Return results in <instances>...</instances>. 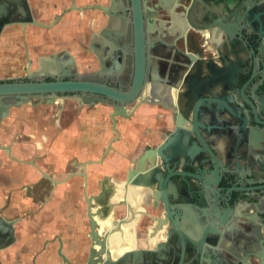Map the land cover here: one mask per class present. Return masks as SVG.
Returning a JSON list of instances; mask_svg holds the SVG:
<instances>
[{
  "label": "flooded vegetation",
  "instance_id": "1",
  "mask_svg": "<svg viewBox=\"0 0 264 264\" xmlns=\"http://www.w3.org/2000/svg\"><path fill=\"white\" fill-rule=\"evenodd\" d=\"M250 1L254 5L245 6L243 0L231 1L234 2L233 8L240 9L241 17L245 20L243 29L239 28L235 36L239 38L238 35L242 34L240 42L234 46L230 45L227 34L221 39L214 36L216 26L209 30L186 29L181 8L176 9V14H169L166 9L160 12L156 20L161 31H157L155 36H145L147 64L150 68L147 70L145 88L134 102L125 105L130 117H117L116 125L111 118L114 111L112 106L103 103L102 97L92 100L94 98H86L84 94H61L54 104L41 100V96H31L27 104L11 108L8 117L1 123L0 144L6 150L0 151L7 158L9 167L18 165L34 169L40 174V180L29 181L23 175L15 177L6 163L0 168L5 189L0 217L4 220L2 226L6 230L0 237V252L19 241L20 227L34 222L39 210L46 211L51 204H56L55 190L65 186L71 201L67 203V215L62 220L70 224L82 220L83 229H86L80 240L87 247L85 252L77 254L78 264L88 261L93 239L92 222L97 226L99 240L115 230L116 235L112 240L114 244L116 241L122 246L119 249L116 243L111 252L119 257L129 251L127 241L134 244L136 241L152 243L150 229L157 219L163 223L157 239L162 237L166 242L171 231V239L175 243L173 247L177 257L184 260L183 264H264V159L260 154L250 153L244 142L238 160H233L234 164L230 163L231 160L222 159L227 171L218 180L212 170L211 156L198 137L199 134L206 145L214 149L216 130L213 127L194 126L191 114V121L184 125L186 132H178L176 126V120L182 118L180 110L185 111L184 94L189 87H200L202 91L197 99L195 96L190 98L194 108L199 105L202 110L209 106L213 108L217 104L215 98L241 97L243 92L244 95L254 94L264 106V0ZM70 9L68 13L71 14L76 7ZM81 9L87 15L94 13L95 16L92 15L90 28L83 39L73 40L69 45L70 48H77L79 53H73L70 48H61L59 42L64 38L57 34L55 43L58 50L55 52L32 58L24 50L28 58L27 68L39 71L36 78L39 81H84L128 90L137 64L131 0H93ZM65 17L58 16L51 28L60 26ZM97 22L101 27L98 30L91 28ZM196 23L208 24L204 19ZM177 26L179 29H176ZM151 52H154L152 57ZM193 56L205 60L210 68L214 62L217 67L228 72L230 85L226 87L233 91L224 92L217 84H200L208 76V71L202 68V75L197 78L196 61L191 58ZM185 64L189 68L183 69ZM28 79L29 76L11 81ZM2 81L9 80L0 79ZM143 98L146 102L142 101ZM12 100L6 98L2 103ZM98 107L111 110L108 119L113 139L96 158L81 160L65 170H56L55 163L41 165L39 157L25 158L22 153L18 154L15 146L24 143V127L19 125V132H14L13 127L5 126L16 110L34 114L41 110L49 112L51 123L59 126L66 115L75 124L86 123L85 111ZM144 107L156 111L154 119L158 127L153 132L156 140L148 142L138 134L136 142L132 144V155L122 156L124 162L121 166L117 164L113 172H107L106 162L112 153L117 154L114 144L122 137L119 120L128 121L130 129L134 128L133 121ZM104 119L105 116L101 115V120ZM33 122V118H30L29 124ZM220 134L225 139L235 135L230 129L221 130ZM169 139L171 145L167 148ZM161 147H164L162 155L158 154L151 158V163L148 162V174L143 178L133 175L137 172L142 155ZM194 148H200L203 152L190 155L188 152ZM8 149L17 160L10 157ZM222 151L218 150L221 158L224 155ZM92 167L98 169L94 176L90 170ZM42 185L44 194L40 201L34 193ZM23 198L27 201V211H22L20 206ZM32 206H36V209ZM138 216L139 221L135 225ZM46 218L52 221L57 219L53 215ZM9 224L11 226H7ZM39 234V230H33V236ZM128 234L132 236L127 237ZM43 239L47 246L58 244V256L62 254L66 257L62 251L64 238L61 234ZM189 261L192 262L186 263Z\"/></svg>",
  "mask_w": 264,
  "mask_h": 264
},
{
  "label": "water",
  "instance_id": "2",
  "mask_svg": "<svg viewBox=\"0 0 264 264\" xmlns=\"http://www.w3.org/2000/svg\"><path fill=\"white\" fill-rule=\"evenodd\" d=\"M7 1V2H6ZM201 0H170L169 9L173 10L177 8L182 9V15L184 26L186 29L195 28L199 30H209L213 26H216L214 30V36L218 39L224 37L227 34V39L230 41V45L234 46L237 42H240L239 38L242 37L240 33L239 38H235L238 34V29H243L245 20L241 17L240 9H234L233 3L225 5H210L202 4ZM243 0L244 5L252 6L253 1L247 2ZM255 1V0H254ZM167 10L166 6L162 4L161 0H131V14L134 21L135 29V46H136V58L137 64L135 66L134 79L131 87L128 90L122 88H115L108 84H98L84 81H63L57 80L55 82L39 81L36 78L39 76V71L29 73L28 81H2L0 82V127L2 120L7 118L9 111L12 107H20L27 104L31 96H41V100H46L49 104H54V101L59 98V95L66 93L84 94L86 98L102 97L103 103L109 104L114 109L111 118L116 125L117 117H123L128 119L130 116L125 105L134 102L145 88L147 70L149 66L147 64L146 53V41L145 36L153 35L157 31H161V26L157 24V18L159 13ZM255 9V8H254ZM235 17V18H233ZM197 19V20H196ZM204 19L206 25L197 24L196 21ZM34 16L29 6L28 0H0V40L4 30L8 26L13 25H28L36 24ZM148 26V27H147ZM163 26V25H162ZM218 26V27H217ZM175 28V27H174ZM173 28V29H174ZM176 29H179L177 26ZM173 31V30H172ZM174 30L173 32H175ZM183 31V29H180ZM172 32V33H173ZM154 52L150 53V56ZM161 58L162 55L160 54ZM196 61L197 78L202 75V68L208 71V76L201 80L200 84H217L221 86L224 92L227 90L233 91L226 86L230 85L229 73L224 69L216 66L212 62L211 68L206 65L205 60L202 58L191 57ZM209 67V68H208ZM189 68L186 64L183 69ZM208 68V69H207ZM45 71V70H44ZM202 91L200 87H189L184 94L185 111L180 110L182 118L176 120V126L178 132L182 134L186 132L184 125L191 121L189 114L192 116V123L194 126H201L216 130V143L215 148H210L206 145L203 138L198 134L199 139L205 145L206 150L211 156L212 170L219 180L221 175L227 171V167L223 160H231V164H234V159L238 160L239 151L244 147L246 143L247 149L250 153L260 154L264 159V106L261 105L258 97L254 94L244 95L241 97H226L223 99L215 98L217 103L215 107H207L202 110L199 106L194 108L190 103V98L200 97ZM89 95V96H87ZM14 99L8 103H2L3 99ZM16 99V100H15ZM210 100V98H207ZM146 102L145 98L142 100ZM208 110V111H206ZM174 116L177 118V112L174 110ZM115 129V127H114ZM230 129L234 131L235 135L230 136L229 139L223 138L220 134L221 130ZM118 132V131H117ZM166 147L171 145V139L168 140ZM227 141H230L227 144ZM148 150L142 155L138 164L137 172L133 175H137L138 178L146 176L148 171L146 167L148 162H152V157L162 155V149ZM1 150L6 148L0 144ZM224 149V151H222ZM219 151H222L223 158L219 157ZM9 155L12 159L17 160L12 156L10 149H8ZM203 150L200 148H194L193 151H189L190 155L199 154ZM259 155V157H260ZM233 161V162H232ZM139 221V216L136 219L135 225ZM4 220L0 217V237L6 232L2 226ZM7 224V223H6ZM11 226V224L7 225ZM10 228V227H9ZM96 224L92 222L91 234L93 236L92 244L90 247V254L86 264H183L184 260L177 257L176 250L174 249V241L171 239L172 232H169V238L165 243L156 244L152 249H138L136 244L132 249H129L126 253L115 257L112 254L114 248V242L112 238L116 235L115 230L109 232L103 240H99L98 233L96 232ZM161 229H163L162 220L157 219V223L150 229V242H156ZM12 230V229H11ZM8 231V229H7ZM124 235V233H122ZM110 237V239H108ZM128 244V241L126 242ZM151 244V243H150ZM196 244V242H193ZM219 244V243H218ZM121 244H118V248H121ZM64 264H72L64 255H60ZM195 260V258L193 259ZM196 261V260H195ZM192 261L186 262L190 263Z\"/></svg>",
  "mask_w": 264,
  "mask_h": 264
},
{
  "label": "crops",
  "instance_id": "3",
  "mask_svg": "<svg viewBox=\"0 0 264 264\" xmlns=\"http://www.w3.org/2000/svg\"><path fill=\"white\" fill-rule=\"evenodd\" d=\"M8 0V4H9ZM93 0H28L30 9L34 16L36 24L28 25H13L8 26L0 40L1 53L21 52L20 48L26 50L32 58L38 55L49 54L58 50V45L55 43L57 34L64 39L60 41L61 48H70L73 40H82L84 35L90 28V19L94 13L86 14L81 8L87 6ZM231 0H201L202 4L210 5H225L230 4ZM7 2V1H6ZM166 6L169 14L176 10H168L170 0H161ZM76 7L73 13L70 8ZM176 14V12H175ZM174 14V15H175ZM58 16H66L64 21L57 26L52 25L56 22ZM97 21V20H96ZM50 26V27H49ZM104 26V23L102 24ZM101 27L100 23H95L91 28L98 30ZM58 30V31H57ZM18 37L16 41L15 38ZM12 49V50H10ZM73 53H79L77 48H70ZM3 59V55H1ZM71 108V107H70ZM70 108H66L70 110ZM31 111V109H28ZM156 111L151 108H142L135 117L133 124L134 128L130 129V123L119 120V130L121 139L114 144L115 153H112L107 160L106 170L111 173L116 169V165L124 162L122 156L132 155V144L136 142L138 134L145 141L154 142L153 132L156 131L158 123L154 119ZM111 110L108 107L94 108L93 110L85 111V122L75 124L69 116H63L59 126H54L51 114L41 110L38 114L33 112H25L16 110L12 113V118L5 126H11L14 132H19L18 126L24 127L22 145L16 144L17 153H22V156L29 158L32 156L41 159V165H49L55 163L56 170H65L69 165L79 163L84 159L96 158L111 142L114 134L109 128L108 115ZM101 115L105 119L101 120ZM32 116V117H30ZM73 117V116H72ZM30 118L33 123L29 124ZM102 121V122H101ZM25 137V139H24ZM1 138V134H0ZM9 162L4 153L0 151V168ZM60 167V168H59ZM11 174L15 177L23 175L24 179L29 181H39L40 174L34 169L13 165L10 166ZM9 170V169H8ZM93 176L98 173L96 167L90 168ZM64 171H62L63 173ZM1 175V174H0ZM43 185L35 190V198L40 200L43 197ZM5 189L2 186V176H0V207L3 204ZM56 204H51L46 211H38L37 218L34 222H28L20 227V239L12 246L1 250L0 259L2 264H64L60 256H58V244L46 245L44 237L53 234H61L63 236L62 251L72 264H78L79 259L77 254L85 252L86 244L80 240V237L86 232L83 229V221L77 220V223L70 224L62 219L67 215V203L71 201V196L67 187L62 186L55 190ZM41 201V200H40ZM23 203V204H22ZM22 211H27V201L23 198L21 202ZM33 209H36V206ZM57 217L52 221L48 216ZM26 223V222H25ZM33 230H39V236H33ZM37 233V231H36ZM136 248L152 249L156 244L165 242V238H158L156 242L146 244L145 242L136 241ZM132 249V247H127ZM128 250V249H127Z\"/></svg>",
  "mask_w": 264,
  "mask_h": 264
},
{
  "label": "rangeland",
  "instance_id": "4",
  "mask_svg": "<svg viewBox=\"0 0 264 264\" xmlns=\"http://www.w3.org/2000/svg\"><path fill=\"white\" fill-rule=\"evenodd\" d=\"M18 40V37L15 38ZM12 50V49H10ZM21 52L15 53L9 51V53H1L0 50V79L5 80H21L29 76V73L34 72V68H27L28 58L24 55V49L20 48ZM3 55V59L1 58ZM27 61V63H26ZM67 107V105L65 106ZM71 107L74 108V105L71 104Z\"/></svg>",
  "mask_w": 264,
  "mask_h": 264
},
{
  "label": "bare ground",
  "instance_id": "5",
  "mask_svg": "<svg viewBox=\"0 0 264 264\" xmlns=\"http://www.w3.org/2000/svg\"><path fill=\"white\" fill-rule=\"evenodd\" d=\"M188 126H189V125H188ZM109 208H110V207H109ZM109 208H108V209H109ZM102 209H103V208H102ZM111 210H112V209H111ZM103 212H104V211H103ZM105 217H106V216H105ZM102 218H103V217H102ZM99 221H100V220H99ZM104 221H105V220H104ZM100 222H101V221H100ZM103 223H104V222H103ZM107 224H108V222H107ZM100 226H101V225H100ZM133 226H134V225H133ZM130 227H131V226H129V228H130ZM125 228H126V227H125ZM132 228H133V227H132ZM124 230H125V229H124ZM126 231H128V230H126ZM132 231H133V230H132ZM124 233L126 234V232H124ZM130 233H131V232H130ZM133 233H134V232H133ZM135 233H136V231H135ZM126 235H127V234H126ZM129 236H132V235H131V234H128L127 237H129ZM127 237H126V238H127ZM127 239H128V238H127ZM116 243H117V242L115 241V244H116ZM115 244H114V245H115ZM117 244H118V243H117ZM115 246H116V245H115ZM115 246H114V247H115ZM130 246H131V247H134V243H133V242H130V243L127 244V247H130ZM121 251H122V250H121ZM117 255H118V254H117Z\"/></svg>",
  "mask_w": 264,
  "mask_h": 264
}]
</instances>
